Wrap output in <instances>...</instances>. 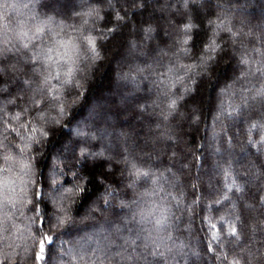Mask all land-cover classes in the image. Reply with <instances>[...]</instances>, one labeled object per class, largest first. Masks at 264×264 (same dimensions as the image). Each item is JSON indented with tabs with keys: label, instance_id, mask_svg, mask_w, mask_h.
<instances>
[{
	"label": "clouds",
	"instance_id": "1",
	"mask_svg": "<svg viewBox=\"0 0 264 264\" xmlns=\"http://www.w3.org/2000/svg\"><path fill=\"white\" fill-rule=\"evenodd\" d=\"M0 264H264V0H0Z\"/></svg>",
	"mask_w": 264,
	"mask_h": 264
},
{
	"label": "trees",
	"instance_id": "2",
	"mask_svg": "<svg viewBox=\"0 0 264 264\" xmlns=\"http://www.w3.org/2000/svg\"><path fill=\"white\" fill-rule=\"evenodd\" d=\"M109 80H110V76H108L106 74L105 80L103 82H99L95 86H93V88L91 89L89 97L86 98L85 106H82L79 110L74 112L72 120H76V119L83 117L85 115V107H86L87 103L90 102L91 93H95L96 96H99L102 93V91L105 90L106 87H110V84L108 83ZM68 135H69L68 132L61 131L59 134V140H57V144H59L60 141H62Z\"/></svg>",
	"mask_w": 264,
	"mask_h": 264
}]
</instances>
